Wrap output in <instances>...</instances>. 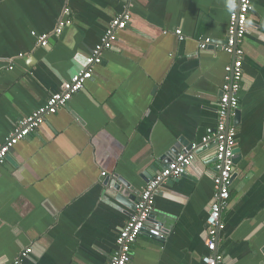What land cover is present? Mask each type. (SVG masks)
<instances>
[{
	"label": "crops",
	"instance_id": "crops-1",
	"mask_svg": "<svg viewBox=\"0 0 264 264\" xmlns=\"http://www.w3.org/2000/svg\"><path fill=\"white\" fill-rule=\"evenodd\" d=\"M231 1L0 0V144L82 71L117 15H132L93 80L0 165V264L27 248L21 264H109L134 212L111 182L135 185L139 199L170 159L216 130L233 61L222 50ZM252 3L222 264H264V0ZM66 9L73 24L57 36ZM33 33L50 34L49 47ZM215 173L214 149L202 148L185 176L162 186L149 225L163 237L139 236L129 264H205Z\"/></svg>",
	"mask_w": 264,
	"mask_h": 264
},
{
	"label": "built area",
	"instance_id": "built-area-1",
	"mask_svg": "<svg viewBox=\"0 0 264 264\" xmlns=\"http://www.w3.org/2000/svg\"><path fill=\"white\" fill-rule=\"evenodd\" d=\"M130 2L131 0H125ZM254 11L252 0H232L230 7V23L228 34L222 50L231 55L233 61L225 68L224 83L221 88V96L217 104V127L214 133L204 137L201 142L193 144L190 149L176 155L166 167L158 173L147 186L140 192L136 209L131 214L126 225L121 229L117 239V250L110 258L109 264H129L132 256V249L139 236L146 233L151 238L162 239L163 228L150 221L155 211L156 197L162 190V186L170 180L178 179L187 174L188 169L197 160L198 150L214 149V161L216 173L213 176L214 194L210 204V212L207 219L206 245L210 252L203 258L205 264H221L223 256L217 254L218 237L225 229L222 221V213L227 208L231 198V187L235 170L236 137L237 131L228 119L233 112L239 109L240 92L242 90L243 66L245 51L242 47L245 36L249 31V16ZM67 17L61 20L55 31L59 36L73 24L71 13L66 9ZM132 20L130 11L117 15L110 23L101 42L92 50L86 58V64L81 72L75 75L70 81L63 84L59 93L52 95L47 104L35 111L29 117L19 121L13 132L7 137L3 144H0V165H3L11 150L21 141L34 134L46 122L47 117L56 115L61 109L67 107L73 97L85 88L88 81L94 78V69L102 64L103 53L112 50L118 39V34L125 30ZM168 32L166 31L165 34ZM174 34L184 41L185 37L181 30ZM37 39V45L48 48L50 45V34H32ZM212 45L210 38L201 39L199 48L201 51L209 49ZM23 55H20L22 57ZM13 69V65L10 66ZM106 176V173H103ZM150 226V227H149ZM33 253L32 248L23 250L14 264H21Z\"/></svg>",
	"mask_w": 264,
	"mask_h": 264
},
{
	"label": "water",
	"instance_id": "water-1",
	"mask_svg": "<svg viewBox=\"0 0 264 264\" xmlns=\"http://www.w3.org/2000/svg\"><path fill=\"white\" fill-rule=\"evenodd\" d=\"M232 119H234V121H236V119H239V110L238 109L235 110L233 112V114L230 116V118L228 119V122L230 124L232 123ZM236 154L238 156L235 159V162L241 156L239 151H236ZM171 160L172 159H170V161ZM110 185L113 188V190L116 191L117 199L119 201H122L123 203H126V205L128 204V205L132 206L134 211H135L137 200H138V198L136 196V193H135V191L137 190L135 185H133V184H131L128 181H125V180H116L115 182H111ZM131 192H133V194ZM154 218H155V214L152 215L150 221L152 222L154 220Z\"/></svg>",
	"mask_w": 264,
	"mask_h": 264
}]
</instances>
